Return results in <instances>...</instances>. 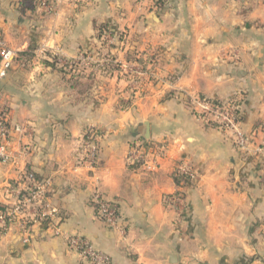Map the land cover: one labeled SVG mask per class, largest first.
I'll return each instance as SVG.
<instances>
[{
    "label": "crops",
    "instance_id": "0c3cea01",
    "mask_svg": "<svg viewBox=\"0 0 264 264\" xmlns=\"http://www.w3.org/2000/svg\"><path fill=\"white\" fill-rule=\"evenodd\" d=\"M162 1L51 0L44 9L0 0V40L19 52L0 78L12 128L0 204H12L7 185L31 172L50 180L46 200L60 211V233L44 223L0 229V264H90L64 234L82 235L112 264H264V0ZM104 23L124 41L102 42ZM97 54L118 63H70ZM149 65L156 76L134 95L131 70ZM191 95L238 98L250 152L194 114ZM92 129L93 168L78 161ZM135 141L163 144L166 155L131 166ZM177 192L180 210L166 202ZM96 194L116 207L119 228L97 215Z\"/></svg>",
    "mask_w": 264,
    "mask_h": 264
},
{
    "label": "built area",
    "instance_id": "2783aa9c",
    "mask_svg": "<svg viewBox=\"0 0 264 264\" xmlns=\"http://www.w3.org/2000/svg\"><path fill=\"white\" fill-rule=\"evenodd\" d=\"M80 1V0H78ZM85 1V0H81ZM151 7L156 9V0H147ZM38 6L47 9L50 8L51 0H37ZM114 37L122 39L125 37L117 33L107 31L103 34L104 42L112 44ZM19 52L15 48L8 46L0 40V78L7 76L13 67ZM74 65L84 67L94 65L98 69H107L109 64L117 65L115 58L109 54L84 55L70 62ZM150 66V65H149ZM140 67L135 71L131 70L129 76V88L135 95L142 94V83L144 79L153 80L156 76L150 66ZM124 70V68L122 66ZM187 105L203 121L213 124L228 133L236 148L243 152H250L252 136L244 132L241 126V103L238 98H231L225 101H219L200 95H191ZM10 109L0 94V162L9 161L8 145L11 136ZM15 130L21 131L22 126H15ZM264 130V126H263ZM98 131L92 129L88 131L80 142L78 150V161L80 164H86L91 168L97 165L99 145ZM264 155V144L257 149ZM166 155V146L163 144H145L141 141H135L130 147L129 165L148 166L157 165L159 160ZM181 173L186 179L193 177V171L190 167L182 166ZM50 188L49 179H38L33 173L26 172L21 184L16 187L7 185V193L15 199L9 206L0 208V229L6 230L11 224L19 222L25 228L32 223H44L55 226V232L60 233L56 224L60 211L57 207L51 206L47 202V195ZM97 215L106 222L108 226L119 228L121 218L115 206L106 201L100 194L94 196ZM166 202L180 210L184 206V197L181 192H177L166 198ZM66 242L70 249L77 252L82 258L89 261L90 264H112L110 256L96 248L88 239L79 234H64Z\"/></svg>",
    "mask_w": 264,
    "mask_h": 264
},
{
    "label": "trees",
    "instance_id": "16d2710c",
    "mask_svg": "<svg viewBox=\"0 0 264 264\" xmlns=\"http://www.w3.org/2000/svg\"><path fill=\"white\" fill-rule=\"evenodd\" d=\"M161 1L162 0H156V6H158L159 8L161 7V3L163 2V1L162 2ZM97 31H98V38H100V40L102 42H104L102 36L105 32L110 31V28L108 27V24L104 23V24L97 26ZM119 35H121V34L119 33ZM1 207H3V206L0 204V208Z\"/></svg>",
    "mask_w": 264,
    "mask_h": 264
},
{
    "label": "water",
    "instance_id": "95a60500",
    "mask_svg": "<svg viewBox=\"0 0 264 264\" xmlns=\"http://www.w3.org/2000/svg\"><path fill=\"white\" fill-rule=\"evenodd\" d=\"M154 17H157V15H156V14H154Z\"/></svg>",
    "mask_w": 264,
    "mask_h": 264
}]
</instances>
